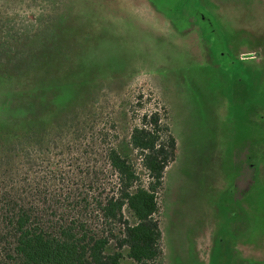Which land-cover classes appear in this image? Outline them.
I'll return each mask as SVG.
<instances>
[{
  "label": "rangeland",
  "instance_id": "rangeland-1",
  "mask_svg": "<svg viewBox=\"0 0 264 264\" xmlns=\"http://www.w3.org/2000/svg\"><path fill=\"white\" fill-rule=\"evenodd\" d=\"M0 14L51 36L0 77V136L83 107L122 141L129 116L164 105L163 264H264V0H0Z\"/></svg>",
  "mask_w": 264,
  "mask_h": 264
},
{
  "label": "trees",
  "instance_id": "trees-1",
  "mask_svg": "<svg viewBox=\"0 0 264 264\" xmlns=\"http://www.w3.org/2000/svg\"><path fill=\"white\" fill-rule=\"evenodd\" d=\"M13 21L0 14V77L29 67L51 38ZM82 110L0 136V264H163L168 109L129 116L122 141L113 117Z\"/></svg>",
  "mask_w": 264,
  "mask_h": 264
}]
</instances>
